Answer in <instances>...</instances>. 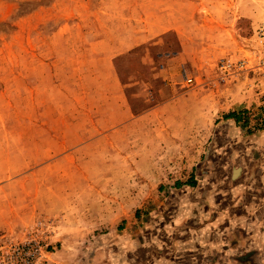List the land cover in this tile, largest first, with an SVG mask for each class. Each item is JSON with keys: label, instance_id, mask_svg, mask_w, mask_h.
<instances>
[{"label": "rangeland", "instance_id": "rangeland-1", "mask_svg": "<svg viewBox=\"0 0 264 264\" xmlns=\"http://www.w3.org/2000/svg\"><path fill=\"white\" fill-rule=\"evenodd\" d=\"M261 120L264 0H0V264H237L191 244L256 196Z\"/></svg>", "mask_w": 264, "mask_h": 264}, {"label": "crops", "instance_id": "crops-1", "mask_svg": "<svg viewBox=\"0 0 264 264\" xmlns=\"http://www.w3.org/2000/svg\"><path fill=\"white\" fill-rule=\"evenodd\" d=\"M236 112L239 123L235 119H226L236 125L246 126V113ZM243 116V117H242ZM264 122V120H261ZM182 182V181H181ZM256 196L251 199L238 198L236 204L217 213H210V220L204 227L195 231L192 246L198 250L193 257H202L204 261L211 258L232 257L237 264H262L264 258V175L255 185ZM176 187H197L195 175L184 183H176ZM235 202V201H234ZM50 255V254H48ZM226 259V258H225ZM218 264V263H217Z\"/></svg>", "mask_w": 264, "mask_h": 264}, {"label": "built area", "instance_id": "built-area-1", "mask_svg": "<svg viewBox=\"0 0 264 264\" xmlns=\"http://www.w3.org/2000/svg\"><path fill=\"white\" fill-rule=\"evenodd\" d=\"M188 82H192V79H189ZM12 252L13 256H11V259L13 264H36L40 257L41 250L35 243L29 242L22 245V247H14ZM18 258L21 259V262ZM16 259L18 260L16 261Z\"/></svg>", "mask_w": 264, "mask_h": 264}, {"label": "trees", "instance_id": "trees-1", "mask_svg": "<svg viewBox=\"0 0 264 264\" xmlns=\"http://www.w3.org/2000/svg\"><path fill=\"white\" fill-rule=\"evenodd\" d=\"M240 114L242 115V113H240ZM238 117H239L238 114L236 112H233V113L228 114L225 118L226 119H235L236 122L239 123V118Z\"/></svg>", "mask_w": 264, "mask_h": 264}]
</instances>
